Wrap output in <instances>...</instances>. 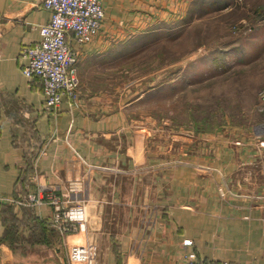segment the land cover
Returning a JSON list of instances; mask_svg holds the SVG:
<instances>
[{"label":"crops","instance_id":"obj_1","mask_svg":"<svg viewBox=\"0 0 264 264\" xmlns=\"http://www.w3.org/2000/svg\"><path fill=\"white\" fill-rule=\"evenodd\" d=\"M189 1L102 0L98 33L71 38L83 105L63 98L48 111L22 49L50 12L0 0V264H83L68 259L78 240L96 247V264H179L189 253L264 264V118L172 139L104 104L109 55L180 21ZM32 194L45 202L26 204ZM51 197L81 208L73 233L49 223Z\"/></svg>","mask_w":264,"mask_h":264},{"label":"rangeland","instance_id":"obj_2","mask_svg":"<svg viewBox=\"0 0 264 264\" xmlns=\"http://www.w3.org/2000/svg\"><path fill=\"white\" fill-rule=\"evenodd\" d=\"M108 63L106 107L122 106L172 139L258 127L264 0H190L180 21L129 38Z\"/></svg>","mask_w":264,"mask_h":264},{"label":"built area","instance_id":"obj_3","mask_svg":"<svg viewBox=\"0 0 264 264\" xmlns=\"http://www.w3.org/2000/svg\"><path fill=\"white\" fill-rule=\"evenodd\" d=\"M50 14L45 23L38 25L40 40L22 49L26 64L22 73L41 79L46 96L45 109L53 111L63 98L73 107L82 101L80 79L75 70L77 52L71 46L72 35L79 44L93 38L100 30L104 11L102 0H40ZM264 110V90L259 98ZM71 190H76L70 185ZM41 195L32 194L26 204L44 203ZM48 202L53 206L49 223L61 235L73 233L82 224L84 215L79 206H66L56 197ZM70 263L96 264V247L76 241L68 249ZM179 264H229L226 261L198 259L192 253L185 254Z\"/></svg>","mask_w":264,"mask_h":264}]
</instances>
